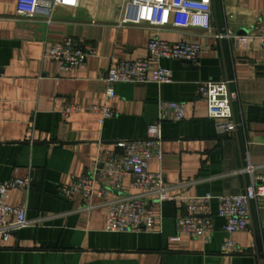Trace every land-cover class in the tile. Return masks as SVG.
<instances>
[{
	"label": "crops",
	"instance_id": "1",
	"mask_svg": "<svg viewBox=\"0 0 264 264\" xmlns=\"http://www.w3.org/2000/svg\"><path fill=\"white\" fill-rule=\"evenodd\" d=\"M17 1L0 0V182L30 178L32 184L9 192L8 203L25 209L28 223L7 237L0 232V264H264V199L251 202L243 231L224 230L214 200L212 235L171 239L187 215L186 197L244 192L252 182L243 172L249 164L264 182V0H213L212 32L123 23L122 0H79L51 16L32 17L18 14ZM67 37L93 46L94 53L84 66L62 71L48 50ZM154 37L198 42L200 57L164 59L172 82L119 83L108 98V70L148 57ZM209 80H229L237 94L232 133L217 131L198 94ZM162 100L186 109L183 121L162 122L163 157L150 163L152 172L164 175L169 198L149 200L152 230L108 232L111 202L139 191L129 176L122 190L107 188L103 195L101 158L119 151V140L146 138ZM69 106L76 109L66 112ZM103 108L112 116L104 119ZM84 175L95 180L92 195L62 193ZM229 239L239 252H222Z\"/></svg>",
	"mask_w": 264,
	"mask_h": 264
},
{
	"label": "built area",
	"instance_id": "2",
	"mask_svg": "<svg viewBox=\"0 0 264 264\" xmlns=\"http://www.w3.org/2000/svg\"><path fill=\"white\" fill-rule=\"evenodd\" d=\"M79 0H18L17 12L32 17L38 14L51 16L56 7L75 5ZM125 7L123 23L152 24L178 28L199 27L212 32L214 29L213 0H122ZM223 38V33L217 34ZM149 56L136 60H125L111 67L104 80L107 84V97L116 95L115 86L119 83H158L172 82L173 72L162 65L164 59L189 60L196 62L201 54L198 42H169L154 37L148 45ZM94 53L93 46H86L73 37L54 43L48 50L51 60L57 62L62 71H70L85 65L89 55ZM198 94L208 105V114L216 122L220 134L232 133L237 123L233 118V104L237 94L230 88L229 80L202 82ZM75 106L66 108V112L75 110ZM97 110L98 108H94ZM103 117L109 118L113 112L103 108ZM186 117L185 104L177 101L162 100L159 105L158 120L151 124L148 135L143 139L119 140V151L106 152L101 158L102 168L99 181L103 184L102 194L107 188L122 190L126 177H132L138 195L123 196L111 202L106 220L108 232H127L130 230H152L155 214L150 199L167 200L165 177L160 172H152L150 163L163 157L161 124L163 121H183ZM101 119V122L104 120ZM256 166L249 164L243 172L250 174L252 182L246 190L238 194L189 196L185 198L187 215L179 218V234L172 241H179L181 234L194 238L212 235L215 229L213 221V201H218V216L225 220L224 230L232 235L248 228L251 214V202L264 199V182L256 176ZM30 178H15L0 182V232L5 237L13 228L27 225L26 211L8 203L9 192L13 188L27 190L31 187ZM95 180L84 175L71 185L62 188L63 194L79 192L85 197L92 195ZM225 254L239 252L237 245L229 239L222 246Z\"/></svg>",
	"mask_w": 264,
	"mask_h": 264
},
{
	"label": "water",
	"instance_id": "3",
	"mask_svg": "<svg viewBox=\"0 0 264 264\" xmlns=\"http://www.w3.org/2000/svg\"><path fill=\"white\" fill-rule=\"evenodd\" d=\"M215 14L217 15V9L215 8ZM216 31L218 32V34H220L221 33V30H220V28L217 26V29H216ZM188 62H192V61H189V60H187ZM236 122V121H235ZM102 168V165L100 166V168H99V170H98V175H99V172H100V169Z\"/></svg>",
	"mask_w": 264,
	"mask_h": 264
}]
</instances>
